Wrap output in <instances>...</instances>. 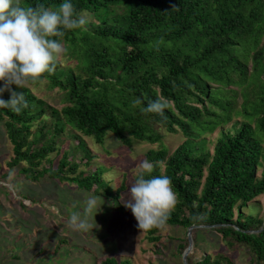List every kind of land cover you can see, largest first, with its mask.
I'll use <instances>...</instances> for the list:
<instances>
[{"label": "trees", "instance_id": "16d2710c", "mask_svg": "<svg viewBox=\"0 0 264 264\" xmlns=\"http://www.w3.org/2000/svg\"><path fill=\"white\" fill-rule=\"evenodd\" d=\"M13 31L28 42L12 75L0 69L12 167L34 181L110 190L119 203L125 184L113 192L91 169L96 158L83 136L155 144L161 129L182 132L174 151L150 149V168L135 176L146 202L166 189L174 197L172 209L148 223L147 238L159 241L167 225L213 226L230 248L246 246L252 264H264V217L251 208L264 195V0H0V53ZM42 41L53 56L39 53ZM60 48L74 65L56 59ZM14 75L59 88L65 105L49 104ZM69 131L85 154L65 151L55 167L51 154ZM188 246L189 239L180 252ZM188 262L233 263L222 253ZM102 264L134 263L112 256Z\"/></svg>", "mask_w": 264, "mask_h": 264}, {"label": "rangeland", "instance_id": "374dc122", "mask_svg": "<svg viewBox=\"0 0 264 264\" xmlns=\"http://www.w3.org/2000/svg\"><path fill=\"white\" fill-rule=\"evenodd\" d=\"M27 42L28 38L11 33L10 46L6 53H0L3 73L12 75V62L26 50ZM43 45L42 41L39 53L53 56L54 52ZM55 56L66 66L75 64L63 53V48ZM14 77L49 104L58 108L65 105L59 88L51 89L45 82L29 83L18 75ZM242 102L239 93L236 105ZM70 132L58 138L59 145L64 143L51 154L55 167L65 151L71 158L85 154L86 148L78 146L70 138ZM161 132L164 140L155 144L133 141L126 145L113 133L108 134L104 144L83 136L96 158L91 169L103 173L113 192L125 184L118 203L110 190V195L88 191L73 182L48 176L38 181L29 179L22 173V166L10 165L14 149L0 120V264H102L112 256L130 258L134 264H186L180 244H187L188 228L167 225L157 233L161 236L159 241L147 238L148 223L172 209V191L166 189L148 203L135 182L141 170L150 168L146 161L150 149L166 146L174 151L185 140L182 132L170 133L163 129ZM252 207H259L258 214L264 217V195L256 198ZM191 233L194 244L189 256L201 259L203 255L222 253L231 258L232 264H252V254L246 246H237V250L230 248L222 234L213 228L196 227Z\"/></svg>", "mask_w": 264, "mask_h": 264}, {"label": "water", "instance_id": "95a60500", "mask_svg": "<svg viewBox=\"0 0 264 264\" xmlns=\"http://www.w3.org/2000/svg\"><path fill=\"white\" fill-rule=\"evenodd\" d=\"M196 227H200V226L194 225V226H191V227L189 228V246H188V248L186 249V251L184 252V260H185V263H186V264H189V262H188V256H189V254H190V252H191V250H192V248H193V244H194V239H193V237H192V233H191V231H192L194 228H196ZM203 227L212 228L213 226H203Z\"/></svg>", "mask_w": 264, "mask_h": 264}]
</instances>
